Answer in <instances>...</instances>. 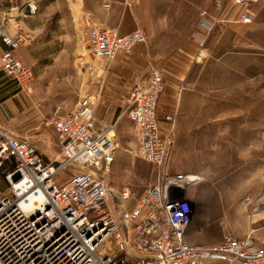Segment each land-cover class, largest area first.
Instances as JSON below:
<instances>
[{
  "label": "built area",
  "instance_id": "obj_1",
  "mask_svg": "<svg viewBox=\"0 0 264 264\" xmlns=\"http://www.w3.org/2000/svg\"><path fill=\"white\" fill-rule=\"evenodd\" d=\"M140 1L124 3L132 7ZM261 2L213 0V13L204 10L202 16L211 19V27L253 23ZM33 40L24 30L12 32L0 19V41L7 46L1 70L21 90L34 84L36 73L16 51ZM147 42L140 26L121 33L93 24L88 35L91 54L103 60L120 52L141 54ZM148 66V74L129 90L126 113L141 157L157 167L158 174L132 207L127 205L133 195L128 186L119 191L116 207L109 204L113 188L106 179L120 147L119 119L107 123L109 108L97 117V96H83L73 111L44 119L60 146L53 158L0 127V264H214L218 259L264 264V242L254 248L250 239L233 235L213 244L187 241L194 209L181 193L194 181L190 174L166 175L160 169L169 155L176 111L160 115L165 74L151 62ZM261 174L264 183V166ZM253 201L247 194L241 205L248 208Z\"/></svg>",
  "mask_w": 264,
  "mask_h": 264
},
{
  "label": "rangeland",
  "instance_id": "obj_2",
  "mask_svg": "<svg viewBox=\"0 0 264 264\" xmlns=\"http://www.w3.org/2000/svg\"><path fill=\"white\" fill-rule=\"evenodd\" d=\"M23 1L35 4L43 25L41 34L52 42L40 50L44 61L33 65L22 59L36 72L34 84L22 91L29 93L26 97L35 110L30 123L37 135L42 134L38 136L42 147L53 158L60 146L54 129L46 126L44 119L73 110L84 95L80 82L86 84L91 75L85 70L86 63H102V58L91 54L88 35L91 26L103 20L102 8L109 2ZM112 2L115 18L122 9L139 5ZM149 4L151 20L147 28H141L148 37L146 48L150 44L158 55V62L151 59L154 66L165 75L180 67L189 68L181 79L185 87L181 86L180 95L182 100L188 94L187 102L174 109L172 144L160 169L166 175L190 174L200 179L181 193L191 198L194 209L187 241L217 243L240 221L244 197L261 192L264 185V27L256 26L257 18L253 23L211 27V19L202 12L213 13V0H150ZM117 136L120 147L106 179L113 188L109 204L116 207L119 191L128 186L133 195L127 205L132 207L157 178L158 168L141 157L136 130L127 113L117 124Z\"/></svg>",
  "mask_w": 264,
  "mask_h": 264
},
{
  "label": "crops",
  "instance_id": "obj_3",
  "mask_svg": "<svg viewBox=\"0 0 264 264\" xmlns=\"http://www.w3.org/2000/svg\"><path fill=\"white\" fill-rule=\"evenodd\" d=\"M107 1L109 2L107 7L104 5L102 8L103 14L101 19L103 18V20L100 23L101 25L109 28H116L121 33H126L136 28V25L147 28V24L151 20L152 15L151 5L149 4L150 0H141L139 5L132 10L122 9L116 18V10L113 8L112 0ZM29 3L31 2H25L23 0H0V19L6 23L12 32L24 30L34 37L33 42L25 45L26 47L22 46L18 49L16 55L21 59L26 58L28 62L36 65L46 59L45 56L40 53V50H44L45 47L52 42L46 35L44 36L41 34L43 25H41V21L36 12L32 15L26 13V6ZM21 7L24 8L22 13L19 11ZM256 26L264 27V0L258 13ZM6 49L7 46L0 41V58ZM151 59L153 62L157 59L159 60L154 47H150L149 44L144 51L142 50L141 54H126L120 52L111 60H102V63H86L85 70L91 75L86 84L82 81L80 82V87L81 91H84L83 96H97L96 115L98 118H101L105 109L109 108L106 119L107 123H111L116 119L120 120L122 115L126 113V102L131 86L141 76L143 78L148 74L149 62L153 64ZM90 66H93V69L89 68ZM173 72L174 73L170 72L171 75H165V92L159 106L164 112H159L160 115H163L169 109L174 110L181 102H187L186 98L188 94H186L185 99L182 100L180 95L181 86L184 84L181 83V79L189 73V68L187 66L180 67ZM26 95H29V93H25V91L19 89L16 83L7 80L1 70L0 62V127H5L15 136L30 141L39 147L49 158L47 152H45L47 150L43 149V144L40 142L42 138L39 137L42 136V134L37 135L35 133L37 129L32 127L30 123L34 118L35 110L33 104H30L31 100H28ZM3 108L12 113L11 120H8ZM117 113L118 117L116 118ZM98 125L101 127L103 124L99 122ZM263 192L264 185L261 192L257 194L251 193L254 197L253 205L251 204L248 208L241 206L242 215L240 216V221L235 222L234 226L228 229V234L230 235L240 239H250L251 245L254 248L261 246L264 242ZM214 264H229V262L218 259L215 260ZM234 264L240 263L235 262Z\"/></svg>",
  "mask_w": 264,
  "mask_h": 264
},
{
  "label": "water",
  "instance_id": "obj_4",
  "mask_svg": "<svg viewBox=\"0 0 264 264\" xmlns=\"http://www.w3.org/2000/svg\"><path fill=\"white\" fill-rule=\"evenodd\" d=\"M35 12H36V6H35V4L29 3L26 6V13L32 15V14H35Z\"/></svg>",
  "mask_w": 264,
  "mask_h": 264
},
{
  "label": "bare ground",
  "instance_id": "obj_5",
  "mask_svg": "<svg viewBox=\"0 0 264 264\" xmlns=\"http://www.w3.org/2000/svg\"><path fill=\"white\" fill-rule=\"evenodd\" d=\"M191 180L193 181L198 180V177L196 175H191Z\"/></svg>",
  "mask_w": 264,
  "mask_h": 264
}]
</instances>
